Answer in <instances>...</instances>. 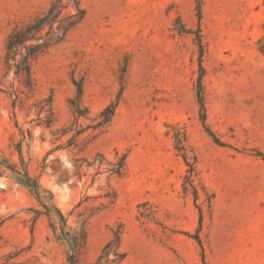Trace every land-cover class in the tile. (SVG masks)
<instances>
[{
    "label": "rangeland",
    "instance_id": "obj_1",
    "mask_svg": "<svg viewBox=\"0 0 264 264\" xmlns=\"http://www.w3.org/2000/svg\"><path fill=\"white\" fill-rule=\"evenodd\" d=\"M53 1L0 0V264H264V0H80L29 91L5 42Z\"/></svg>",
    "mask_w": 264,
    "mask_h": 264
},
{
    "label": "trees",
    "instance_id": "obj_2",
    "mask_svg": "<svg viewBox=\"0 0 264 264\" xmlns=\"http://www.w3.org/2000/svg\"><path fill=\"white\" fill-rule=\"evenodd\" d=\"M71 7L74 13L66 12ZM85 17V10L80 6V0H54L49 8L41 15L33 18L21 27L15 28L7 37L5 42L4 63L7 69H13L14 75L17 77L25 89L32 90L31 79V63L41 54L50 48L61 43L67 34L72 31ZM198 17L200 18V10L198 9ZM198 46L202 53V45L198 37ZM202 70V69H201ZM76 85L78 95H81L80 85ZM201 76L198 80V103L201 111H204L202 95H201ZM114 105L108 106L101 114V123L105 124L110 121L114 114ZM205 121V115L201 116ZM122 167L119 166V170ZM116 171L117 173L120 171ZM24 183L31 186L36 194H38V185L29 177L25 176ZM62 219V215L58 213ZM64 230V229H62ZM120 232H116L111 241H109L102 250L98 263L108 261V256L112 253L116 257L117 263L124 259V254L119 251ZM79 249L74 252V256L70 257V264H77ZM97 263V264H98Z\"/></svg>",
    "mask_w": 264,
    "mask_h": 264
}]
</instances>
